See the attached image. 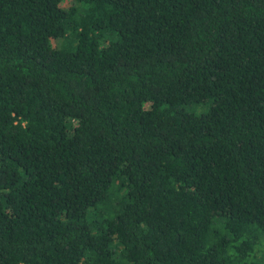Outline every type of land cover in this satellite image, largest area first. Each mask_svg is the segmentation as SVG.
<instances>
[{
	"label": "trees",
	"instance_id": "16d2710c",
	"mask_svg": "<svg viewBox=\"0 0 264 264\" xmlns=\"http://www.w3.org/2000/svg\"><path fill=\"white\" fill-rule=\"evenodd\" d=\"M0 264H264V0H0Z\"/></svg>",
	"mask_w": 264,
	"mask_h": 264
},
{
	"label": "rangeland",
	"instance_id": "374dc122",
	"mask_svg": "<svg viewBox=\"0 0 264 264\" xmlns=\"http://www.w3.org/2000/svg\"><path fill=\"white\" fill-rule=\"evenodd\" d=\"M61 39H53V44H59Z\"/></svg>",
	"mask_w": 264,
	"mask_h": 264
}]
</instances>
